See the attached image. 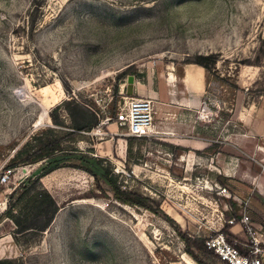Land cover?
I'll list each match as a JSON object with an SVG mask.
<instances>
[{
  "label": "rangeland",
  "instance_id": "rangeland-1",
  "mask_svg": "<svg viewBox=\"0 0 264 264\" xmlns=\"http://www.w3.org/2000/svg\"><path fill=\"white\" fill-rule=\"evenodd\" d=\"M188 62L205 66L203 103L166 116L157 105L154 122H192L209 150L184 144L183 126L128 135L118 124L128 77ZM263 101L264 0H0V175L10 177L0 201L28 180L41 186L39 147L60 139L53 155L72 153L41 178L59 207L51 224L18 234L9 264H226L203 247L187 253L182 235L205 239L244 205L247 184L201 175L220 141L243 132L239 112L264 114ZM252 148L240 158L264 174V136ZM79 152L150 209L116 200ZM1 209L0 237L15 230Z\"/></svg>",
  "mask_w": 264,
  "mask_h": 264
},
{
  "label": "crops",
  "instance_id": "crops-1",
  "mask_svg": "<svg viewBox=\"0 0 264 264\" xmlns=\"http://www.w3.org/2000/svg\"><path fill=\"white\" fill-rule=\"evenodd\" d=\"M206 92L207 72L203 66L193 62L183 64L167 63L156 64L152 69L148 67L145 82L135 83L131 96L148 97L151 99L154 108L158 105L159 114L166 116L171 114V111L173 115H176L179 112L189 114V111L198 109L204 101ZM263 103L260 105L261 110L264 108ZM248 109L245 108L238 115L239 120L243 123V132H231L225 139L220 141L222 143L220 149L209 157V160L215 161L214 170L204 169L201 176L214 177L221 182L223 180H237L248 185L247 192L249 193L245 197L246 199L244 198V205L236 203L235 212L230 214L236 215L238 219L231 222L234 218L233 215L230 217L229 233L231 234L232 244L236 248L238 246L237 250L243 255H246L247 248L249 251L252 249L253 238L255 237L261 249L258 256L264 264V174L263 171L258 169L253 170L251 163L240 158L245 150L248 152L253 150L256 136H264V126L259 123L264 119V114L258 113L257 116H254V114L252 116ZM195 114H197V111ZM179 126H183L184 131H186L183 135L184 144L194 145L196 150H209L213 140L197 133L194 135L192 122L190 124L179 121H173L172 123L159 122L155 123L153 129L172 130L171 133H162V131L160 134L173 136ZM110 128L109 132L112 135L115 134ZM206 158L207 156L204 154L200 157V161L206 163ZM261 163H264V161ZM248 209H251L250 213H247ZM243 216L249 217V221H241ZM223 225L221 221L218 223L217 229H214L215 231H211V233L222 232ZM193 233L197 237L200 236L196 231ZM13 241L11 232L0 237V259L15 255L17 245Z\"/></svg>",
  "mask_w": 264,
  "mask_h": 264
},
{
  "label": "trees",
  "instance_id": "trees-1",
  "mask_svg": "<svg viewBox=\"0 0 264 264\" xmlns=\"http://www.w3.org/2000/svg\"><path fill=\"white\" fill-rule=\"evenodd\" d=\"M193 63L201 65L205 68V66L201 63ZM86 128L89 129L90 125L88 124ZM60 144V139H54L49 143H46L43 146L39 147L37 151H35L37 154V159L35 161L44 160L45 162V166L40 171L35 180L39 181L41 186L36 188L34 186L35 182H33L32 180H28L26 184L18 186L10 194V200L15 199V201L13 203L10 201L9 203H7L4 215L9 218L15 225V230L11 232V235L15 241L17 240L18 234H28L30 232L39 233L45 230L51 224L55 214L59 209L54 197L42 185L41 178L49 174L53 170L62 167L63 165H61V162H64L67 158L72 156L70 155L72 153L68 152L69 150L67 149H61L63 150L62 155H53L54 151L60 148ZM76 154L77 155H73V157L79 159L82 164H85L86 171H88L91 175H93L94 177L100 176L104 183L111 188L116 200L124 204L137 205L150 209V207L146 205L144 197L137 194L132 195V193H130L129 191L121 189V187L116 184V181L112 177H110L107 170L104 167L100 166L98 162L95 161V159L85 156L81 152ZM15 208H17V210ZM43 216L46 217L44 222H42L41 224L37 223L38 221H36V218ZM233 218L234 220L232 222L238 219L236 215H233ZM230 219L231 218H228V223H225L221 231L226 235L228 242L232 244L231 234L229 233ZM182 237L185 240L187 253L192 254L189 244H192L193 246L198 248L203 247L204 250L212 252L205 247L204 237L193 236L192 240L185 237L184 235H182ZM237 248L239 247L237 246ZM248 252L249 249L247 248L246 254ZM10 262L11 259L9 258L0 259V264H9Z\"/></svg>",
  "mask_w": 264,
  "mask_h": 264
},
{
  "label": "built area",
  "instance_id": "built-area-1",
  "mask_svg": "<svg viewBox=\"0 0 264 264\" xmlns=\"http://www.w3.org/2000/svg\"><path fill=\"white\" fill-rule=\"evenodd\" d=\"M123 111L118 115V123L124 122L121 125L126 128L127 134L133 137L148 136L153 132L154 126V105L148 98L124 96ZM10 182L9 172L0 175V185H6ZM221 192L225 188H220ZM2 204L1 211L6 209V201H0ZM247 216H243L241 221L246 222ZM232 222V220H231ZM253 247L246 255L240 254L237 248L228 242L227 237L222 232H216L213 235H208L204 239V245L208 250L213 251L218 259L226 264H263L259 254L261 249L258 246L256 238H253Z\"/></svg>",
  "mask_w": 264,
  "mask_h": 264
},
{
  "label": "water",
  "instance_id": "water-1",
  "mask_svg": "<svg viewBox=\"0 0 264 264\" xmlns=\"http://www.w3.org/2000/svg\"><path fill=\"white\" fill-rule=\"evenodd\" d=\"M132 88H133V79H132V76H129L128 79H127V87H126V94L128 96H131L132 95ZM121 125H125L124 122H121Z\"/></svg>",
  "mask_w": 264,
  "mask_h": 264
},
{
  "label": "bare ground",
  "instance_id": "bare-ground-1",
  "mask_svg": "<svg viewBox=\"0 0 264 264\" xmlns=\"http://www.w3.org/2000/svg\"><path fill=\"white\" fill-rule=\"evenodd\" d=\"M151 100V99H150ZM152 102V101H151ZM185 257H187L186 255H185ZM187 258H189V257H187ZM190 259V258H189Z\"/></svg>",
  "mask_w": 264,
  "mask_h": 264
}]
</instances>
